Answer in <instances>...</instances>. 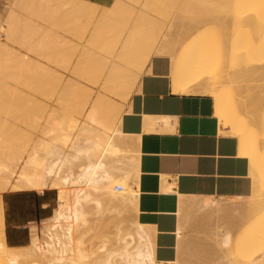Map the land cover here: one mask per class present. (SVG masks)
Instances as JSON below:
<instances>
[{"label": "bare ground", "instance_id": "bare-ground-1", "mask_svg": "<svg viewBox=\"0 0 264 264\" xmlns=\"http://www.w3.org/2000/svg\"><path fill=\"white\" fill-rule=\"evenodd\" d=\"M167 1L169 0L152 1L150 10L152 14L138 12L136 27L129 23L133 7L131 9L132 5L125 0H114L108 7L90 0L16 1L17 9L24 14L11 10L5 25L0 28L5 34V37L3 36L5 41H0V76H3V71L9 70L11 75L8 76L11 78L10 72L16 69L15 72H19L24 79V83L18 81L21 87L25 84L26 87L23 88H27L29 82L32 91L35 89L37 93L46 91V95L54 91V87L49 91L45 88H51L48 86L50 82L59 83L64 75L61 77L62 74L59 73L60 75L57 76L51 65L67 68L74 58L73 53L76 52V46L72 50L71 41L63 37L71 48L68 50L72 51L65 53L64 50L63 54L58 52L59 55L55 52L62 45L67 49L65 41L58 38V33L52 29V27L57 28L61 22L59 25L66 29L64 30L66 34L69 31L68 35L76 36L75 39L79 38L78 40L85 42L72 64L70 74L73 72L74 76L84 77L88 83L100 85L102 92L92 96V90L87 85L73 78L67 79L56 104L60 102L66 107L70 105L68 106L72 108V110L68 108L70 113L75 116L77 123H81V126L77 127L74 124L70 126L73 130L65 133L64 122L57 120L48 130L51 132L48 139H42L38 145L33 146L32 152L17 158L13 166L0 163V264L170 263L156 261L151 229L138 222L136 218L138 191L135 186L139 169L137 168L139 152L137 145L134 146L135 140L128 139L119 128L123 106H119L116 100L107 95L111 93L126 102L140 72L153 54H167L172 57L171 78L174 91L180 93L202 91L213 96L214 114L220 123V133L237 138L238 155L245 156L249 160V176L252 184L258 181L260 174L264 184V103H262L264 101V0H186V3L184 0L183 3L187 7V11L183 10L185 15L199 13L202 8L212 10L210 16L191 18V22L190 18L183 20L181 17V20L180 16L175 14L173 22H178L176 18L183 23L185 21L184 25L187 28L185 32L180 27L172 30L170 26L166 31L164 29L166 26L161 25L169 19L165 5L169 3L170 6L176 2L174 0L172 4L171 0ZM130 2L133 3L132 0ZM183 3H181L182 7ZM190 5L196 6V9L200 7L201 10L198 8L194 11L195 7L189 8ZM170 8L173 9L172 6ZM170 8L168 14L173 11ZM182 9L178 11L182 12ZM188 9H192V12ZM207 10L206 13L205 11L200 13L207 14L210 12ZM59 17L62 21L57 23L58 21L54 20L57 21L55 24L53 19ZM40 20L43 21L42 23L50 22V27L41 25ZM29 23H34V26L30 27ZM158 23H161L159 29H155ZM32 28L38 30L35 35L37 39L35 37L34 43H29L27 38ZM208 30L213 32L215 30L214 34L217 37L214 40L218 43V48L215 47L216 43L213 40L211 42L215 43L212 47L217 49L216 52L212 51L211 43L208 41ZM57 42L60 46H57ZM63 42L64 44L61 45L60 43ZM10 44L24 47L28 52L38 56L39 60L28 54L19 55L16 48ZM222 56L226 62L227 57L230 58L229 67L236 62L233 66L239 64V67L233 69L227 68L226 65V67H217L212 59L215 58L216 61L218 57V61ZM246 71L256 73L254 78H250L253 80L250 81L252 84L247 82L248 79L246 81L250 84L246 86L248 90L244 89ZM257 77L260 79L259 82H262L256 81L258 86L254 81L258 80ZM17 80L12 81L17 83ZM226 81L230 82L228 86L224 85ZM11 88L12 90L8 89L7 92L9 96L15 91L14 87ZM18 91L20 92L17 89L14 96L17 97ZM23 93L20 95L21 98L18 96V100L11 96L12 102L5 101V98L3 103L0 100V104L7 102L24 104L25 99L30 96L27 97V94L25 96ZM68 95H73L72 104ZM8 97L7 99L10 98ZM38 104L43 102L39 101ZM0 120V125H4V122L2 123L4 118ZM6 122L4 132H9L12 127L16 129H13L11 134L21 129L15 123L11 127L12 122L8 124ZM6 142L7 138H3L0 134V150L5 148ZM261 147H263L262 158L257 159L256 153ZM117 185H120L121 189L118 190ZM44 189L57 190V205L53 213L42 220L44 224L42 240L40 241L36 230H30L26 245L9 246L5 240L2 194L6 191L42 192ZM200 197L202 198L193 196L182 200L180 211L186 207L194 210L212 207L214 211L223 214L228 212V204L212 200L211 197ZM239 199L234 202L233 207L238 215L260 216L256 217L257 224L247 221L244 223L245 227L252 229L249 228L247 235L244 233L245 237L236 238L235 247L239 249L238 253H235L238 256L236 259L234 257L231 264H252V262L264 264V220L261 221L264 218L262 217L264 193L262 195L256 193L247 200ZM127 215L132 219L128 221L130 224H124L127 222ZM195 217L194 215L191 219L195 220ZM102 225L107 226V235L101 236L100 244L95 245V248L87 249L86 241L97 230H102ZM181 230L180 226L177 231L179 235ZM229 241V234L226 233L223 244ZM190 246L187 248L191 249ZM261 254H263L262 258H259Z\"/></svg>", "mask_w": 264, "mask_h": 264}, {"label": "crops", "instance_id": "crops-1", "mask_svg": "<svg viewBox=\"0 0 264 264\" xmlns=\"http://www.w3.org/2000/svg\"><path fill=\"white\" fill-rule=\"evenodd\" d=\"M90 1L109 6L114 0ZM171 65L170 55L150 57L123 103L119 128L135 140L139 152L136 218L151 229L156 261L176 264L182 253L195 255L194 242L179 251L183 237L182 232L177 233L180 202L193 196L212 200L245 197L252 190V180L248 158L238 155L237 138L220 133L213 96L202 91H174ZM12 193L23 196L19 206L23 213H13L9 222L4 211L5 240L9 246L19 247L29 241L28 225L50 216L54 198L50 190ZM9 228L14 238H10ZM203 247L208 246L203 243Z\"/></svg>", "mask_w": 264, "mask_h": 264}, {"label": "rangeland", "instance_id": "rangeland-1", "mask_svg": "<svg viewBox=\"0 0 264 264\" xmlns=\"http://www.w3.org/2000/svg\"><path fill=\"white\" fill-rule=\"evenodd\" d=\"M16 1L17 0H0V28H1L2 25H5V21L7 19V16L9 15L11 10L13 11V9H14L17 12H20V13L24 14V12H21V10L19 11V9H17L16 5H17L18 2L16 3ZM38 1H41V0H38ZM125 1L132 5L131 9L133 7V11L131 12V18H130V22L129 23L132 24L135 27L137 26V23H138L137 22L138 15H139L138 12H145V13H148V14H152V12H150V10H151L152 1H154V0H151V1L150 0H148V1L147 0H140V1L138 0L139 4H138V2H136L137 0H132L133 3L130 2V0L129 1L125 0ZM169 1H167V2H169ZM183 1L184 0H176V2H177L176 3L174 0H171L172 4H173V2H175V4H173L175 6H173V5L169 6V3L166 2L167 5H165V12H166V15L169 16L168 17L169 19L165 20V22H162V24L158 23V26H156L155 29H159V26L161 24L163 27L166 26L164 28L166 31L169 28L168 26H170V28H173L172 30H176L177 28L179 29V27H180V29H182V31L185 32L187 30L186 25H184L185 21L183 23L178 18H176L178 22H173L175 20V18H174L175 14L179 15L180 16L179 18L181 20H182V18H183V20H184V18H190V22L192 21L191 18L195 19V18H201V17H204V16H210V13H211L212 10H207L206 9L208 12L209 11L210 12L207 13V14H201V13H203V11H205V13H206V10H203V8L201 10L200 7H197V9L199 8L201 10V11H199V13L201 12L200 15H196V14H199V13H196V12H194L195 14H193V15H190V14L189 15H187V14L185 15L183 10L186 9V11H187V7H186V5H184V3H186V0H185L184 3H183ZM144 3L146 4L147 7L145 6ZM181 3H183L182 4V5H184L183 7L181 6ZM166 6L168 8H170L171 6L173 7V9L170 8V9L173 10V11L171 10L172 12H170L171 15L168 14L169 12H167L168 8H166ZM179 6H181V7H179ZM187 6H189V5H187ZM190 6L191 7H189V8L195 7L194 9H196V6H193V7H192V5H190ZM104 7H108V6H104ZM181 8H183L182 12L178 11V9H181ZM197 9L194 10V11H197ZM189 11L192 12V9H190ZM186 13H188V12H186ZM60 18L61 17L54 18L53 21L54 20L58 21V22L54 21V23L55 22L59 23V21H62V19H60ZM172 18H173V20H172ZM171 20H172V24H170ZM39 22L44 27H50V25H49L50 22H48V23L44 22L46 24L42 23L43 22L42 20H40ZM176 23H179L178 24L179 26ZM186 23H187V21H186ZM31 24H30V27H33L34 23H31ZM59 24H58L57 28L55 26H54L55 28L52 27V29L54 31H56V33H58V35H59L58 38H60V39L64 38L67 41L69 40V42L71 41L70 45L72 47V50L74 49V46H76L77 49L75 48L76 52L73 53V55L74 54L75 55H74V58L72 57L73 59L71 60L70 65L67 67L68 69L65 68L67 70H65L64 67H62V66L61 67H62L63 70L61 69V67L54 66V64L51 65L53 67L54 71L56 72L55 74L57 76H58L59 73L62 74L61 77L64 75L62 80H60L59 83H57L55 81V83L53 84V82H54L53 81V82H50L51 85H50V83L48 85L47 84L48 81L45 82L46 86L48 85V86L51 87V88L46 87L45 89H48V91H49V90H51L54 87L55 88V89L53 88L54 91H50L51 93L48 92L49 94H46V95H45V93H47L46 91H44V93L42 92L40 94V93H37L38 91L36 92L35 89H33L35 91L34 92V91H32L31 85L28 84L29 82H27V85H28L27 88H23L25 86V84H24V86L22 84L23 87H21L20 83H21V81L24 83V79L22 78L23 76H21L19 74V72L18 73H17V71L15 72L16 69L12 70V71L10 69V71H11L10 73H12V77L11 78H10V76H8V75H11V74H9V70L8 71H3L2 72L3 76L2 77L0 76V79L2 80V83H1V80H0V100H1V102L4 101L5 98H6L5 101H10L11 100V102H12L13 98H11V96L18 100L20 95L23 92L25 93V94L23 93L25 96H26V94H27V97H28V95L30 96L29 98L25 99L26 101H24V104L21 102L22 101L21 99L19 101V102H21L20 104L19 103L18 104H10V102H9V104H8V102H7V104L6 103L5 104H0V119L4 118V121H2V123L4 122V125H5V121H7L6 122L7 124H8V122H12L11 123V127H12V124L15 123V125H17V126H19V128H21V129H17L15 133L11 134V132L14 131L13 129H16V127H12L10 129V125H8V127H9L8 129H10V131L6 128L9 132H4V131H6L4 127H6L7 125L6 126H4L2 124L0 125V134H1V136L3 138H5V137L7 138V142H6L5 148L1 149V150H3L2 152L0 150V163H4L5 165H8V166H13L14 163L16 162L17 158H20L21 156H24V155L29 154L30 152H32L33 146L38 145L41 142L42 139H44V140L48 139V137L51 134V132L48 131V130L50 129V127L53 126L54 122L57 121V120H62L64 122L65 130L63 132H65V133L71 132L73 129L70 126H72L74 124L77 125V127L81 126V123L80 122L77 123L75 121V116L70 113V111L68 109V108H70V107H68L70 105H68L66 107L65 105H62V103H60V102H59V104H56L57 103L56 101L58 100L57 97H58V95L60 96L59 93H61V90L63 89L64 83H65V81L67 79L73 78V79L78 80L82 84L87 85L92 90L91 91L92 92V96H95L98 92H102V90H101L102 88H100V85H93L91 83H88L87 80L84 77H81V76H78V75H77L78 77L74 76L73 72H72V74H70L71 71H72L71 70L72 69V64L76 60V58H77V56H78V54H79V52L81 50V47H82V45L85 44V42L82 41V40H78L79 38L75 39L76 36H74L73 34L72 35L74 37H71V34L68 35L69 31H67V34H66V32L64 31L66 29L62 28L63 26H60ZM180 24H182V25H180ZM34 30L36 32H34ZM211 31L207 32V35H208V38H209L208 41L211 43L210 45H211L212 51L216 52L217 51L216 48H218L217 47L218 43H216L214 39L217 36L214 34L215 30H214V32L213 31L211 32ZM31 32H30V36L27 38V40H29V43L30 42L34 43L35 37H36L35 35L38 33V30L36 28H32ZM3 33L4 32L1 31V29H0V41H5V38H4L5 34H3ZM33 39H34V41H33ZM36 39H37V37H36ZM212 40H213V42L216 43V44L214 43L216 45L215 46L216 48L214 46L212 47V44H213L211 42ZM67 41H65V45H66L67 49H65L63 47V45H62V44H64V42L60 43L62 46L58 47V49H56L55 52H57V54H58V52H59V54H63L64 50H65V53H69V52L72 51V50L70 51L71 48L67 45L68 44ZM72 43H75V45H73ZM10 45L12 47L16 48L17 53H20L19 55L28 54L29 56H31L33 58H37L39 60L38 56H36L35 54H33L31 52H28L24 47L19 46L17 44L16 45L15 44L14 45L10 44ZM78 45H79V47H78ZM57 46H60L58 42H57ZM57 46H56V48H57ZM89 47H90V45H89ZM21 48H24V49H21ZM68 48H70V49L68 50ZM59 50H62V51H59ZM222 57H223V59H222ZM222 57H220L221 59L218 60V61H217L218 57H217L216 61H215V58L212 59V61L216 62V65H218L217 67H219V66H223L224 67L225 65L229 69L230 68L233 69L235 67H239V64L236 65V66H233L237 62L234 63L231 67H229L231 65L230 61H229L230 58L227 57L228 60L226 62V60L224 59V56H222ZM213 64L215 65V63H213ZM55 65H58V64H55ZM141 72H140V74H141ZM244 73H245V79H246V80L244 79L245 80L244 83H246V81L248 79L247 82L252 84L250 81H253V80H250V78L251 79L254 78L253 76L256 75V73L253 74L251 71H246ZM5 78L6 79L8 78V80H6ZM79 78H81V79H79ZM9 79H11V80H9ZM17 79H19V80H17ZM257 79H258V77H257ZM262 79H263V77L261 78V81H262ZM12 80H17V83H15L16 81L13 82ZM254 81H255V85H256L257 82L258 83H262V82H259L260 79H258V80L255 79ZM263 82H264V79H263ZM18 83H19V85H18ZM45 83H43V84H45ZM258 83H257V86H258ZM43 84H42V87H43ZM229 84H230V82L226 81L224 85L228 86ZM250 84L246 83V85L244 86V89L248 90V87L246 88V86L250 85ZM8 86H9V88H8ZM11 87H14L15 91L13 93H10V96H9L8 95L9 93L7 94V92H9V90H12ZM30 88H31V91H29ZM40 88H41V86H40ZM17 89L20 90V92L18 91L19 93H18V95L16 97L14 95L17 93L16 92ZM2 93H4V94H2ZM37 94H39V95H37ZM107 95L110 96L111 98H113L114 100H116L119 103L118 104L119 106H121V105L123 106V103L125 102V100L117 98L118 96L115 97L114 95H111V93H107ZM43 96H44V98H43ZM71 96L73 97V95H68V98L70 97L69 100H71L70 104H72V101H73V98H71ZM7 97L9 99H7ZM63 97H65V96H63ZM32 98L33 99L35 98V100L37 102H35V100H33ZM29 99L33 100V103L30 100L31 104H29L30 103V101L28 102ZM39 101H40V103L43 102V104H38ZM262 101L260 100V102H262ZM13 102H14V100H13ZM27 102H28V104H26ZM262 103H264V101ZM66 104H67V101H66ZM70 109L72 110V108H70ZM10 118H12L13 120L10 119ZM31 119L32 120L34 119L33 122H32ZM0 123H1V120H0ZM2 127L4 128V130H3ZM56 133L58 134L59 132H56ZM262 152H263V147H261V149L258 151V153H256V158L257 159H261L262 158ZM262 178L263 177H262L261 174L258 175V181L255 184H252V190H251L250 194L248 196L238 197V198H240L241 200H247V199H250L256 193H260L262 195L264 193V184H263V179ZM44 190H50L51 197L54 198V200H52V202H51V210H50V214H49V215H51L53 213V209L57 205V190L56 189H44ZM34 192L38 193L39 191H34ZM4 193L6 194L5 195V201L6 202H4V211H5V213L8 214V220H9V222H11L13 220V213L16 214L17 216H20L23 213V209H20V207H19V206H21L23 196H14L11 191H6ZM238 198L214 199V200H216V201H218L220 203L224 202V203L228 204V212L226 214H223L222 212L214 211L212 207H201L200 209L198 208L196 210L187 207L188 209H183L181 212H179L180 226L181 227L183 226V228H182L183 230H181V232L183 233V237L181 238V242H180V245H179V251H181V253H182V251L186 248V246L188 244H192V242L194 241L192 246L195 248V255H193L191 257H188L185 253H182L176 259V264H223V263L224 264H231V262L234 259V257H235V259L237 258V256H238L237 253H238V249L239 248L235 247L236 243H237V241H235V240H237L239 237H245V234L247 235V233H248L247 231H249V228H250V227H248V228L245 227L244 223L246 221H247V223H254L255 220L257 219L256 217L260 216V215H258V216L257 215H248V216L244 217V216L238 215L237 212L233 208L234 205H235L234 202L235 201L237 202ZM191 215H193V216H191ZM194 215L196 216L195 217L196 219L192 220L191 217L193 218ZM262 217H264V213H262ZM130 219H131V217L128 216L126 218L127 222L126 223L124 222V224H128L132 220V219L131 220ZM190 219L192 220V222H191ZM231 220H233V222H231ZM263 220H264V218L261 221H263ZM193 221L194 222L197 221V223H194ZM261 221H259V223ZM257 223L255 222L254 224H257ZM43 225L44 224H43L42 220L38 221L37 223H32V224L28 225V226H30V230H32V231L36 230V232L39 235L40 241L43 238V233H42L43 232ZM191 225H196L199 228H195V227H193ZM180 226H179V228H180ZM100 229H101V227H100ZM250 229H252V228H250ZM102 230H100V231L97 230L96 233H94L91 236V238H89L86 241L85 246H86L87 249H90V247L95 248V245L97 246V245L100 244L99 240H100L101 236H103L105 234L107 235V233H108L107 226L102 225ZM181 232H180V234H181ZM226 233L229 234V240L230 241L227 244H223V239H224V236H225ZM9 236H10V238H14V235L12 233V229L11 228H9ZM234 242H236V243H234ZM203 243H206L208 247H203ZM26 244H24V245H26ZM108 245L110 246V244H108ZM235 252H237V253H235ZM227 255H228V257H227ZM262 255L263 254H261L260 255L261 257H259V258H262ZM252 264H253V262H252Z\"/></svg>", "mask_w": 264, "mask_h": 264}, {"label": "built area", "instance_id": "built-area-1", "mask_svg": "<svg viewBox=\"0 0 264 264\" xmlns=\"http://www.w3.org/2000/svg\"><path fill=\"white\" fill-rule=\"evenodd\" d=\"M116 188L119 190V189H121V186L120 185H117Z\"/></svg>", "mask_w": 264, "mask_h": 264}]
</instances>
